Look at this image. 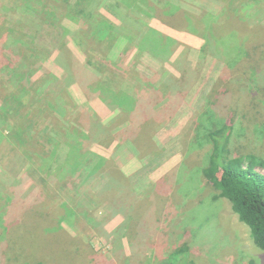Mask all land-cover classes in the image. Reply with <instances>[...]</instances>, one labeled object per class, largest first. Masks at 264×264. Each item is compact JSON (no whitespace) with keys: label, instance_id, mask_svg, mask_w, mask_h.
Instances as JSON below:
<instances>
[{"label":"trees","instance_id":"1","mask_svg":"<svg viewBox=\"0 0 264 264\" xmlns=\"http://www.w3.org/2000/svg\"><path fill=\"white\" fill-rule=\"evenodd\" d=\"M218 1L222 5L225 3L223 9L228 10L224 12L227 15L229 12H238L244 2L259 0ZM180 5L181 2L175 6L174 0H0V42L3 37H7L11 43L19 41L23 44V46L19 45L11 49L8 48L5 41L0 43V56L3 57V60H7L5 64L0 62L3 66L0 71H8V74L4 75L6 80L3 81L7 85L11 84L15 87L14 89L11 88L0 102V150L5 147L7 155L8 152L12 153L19 148L22 153L21 171L15 177H12L13 183H19L18 186L27 183L26 175L31 177V173L38 170V173L44 175V177L31 184V188L35 184H40L42 188L50 187L49 189L65 190L69 188L66 181L74 175L78 181L74 188L78 193L79 191L82 193L89 192V197L90 194H96L98 192L97 187L91 185V182L96 181L107 194L116 193L122 199L133 198L132 203L128 204L130 207L137 205L140 210L144 211L153 207L152 220H160L167 215L178 218L182 213L187 212L193 202L204 201L210 196L214 200L224 199L229 202L232 212L238 216V220L248 227L254 245L264 252V151L260 149L248 150L245 147L246 145H240L237 154L231 157L233 154L231 148L234 147L231 145L230 139L235 132L240 136L242 131V129L235 131V121L239 116H236L235 112L230 110L229 104L226 106L227 111L225 113L222 112L219 106L224 100L237 102L242 99L243 94L238 99H234L230 98L229 91L218 89L220 83L223 84L230 78L222 77L221 82L213 86L200 111L191 117L192 119L186 127L192 135H181L180 144L185 148L184 152L189 153L190 161L193 164L191 168L193 177L188 179L183 191L179 192L178 190L180 185L184 184V181L180 180L179 174L180 166L185 158L182 154L179 158L181 164L163 176L159 184L154 182L151 186L152 192L141 197L134 192L126 174V171L131 170L132 165L119 168L115 163L96 153L97 148L107 150L123 142H130L137 152L134 160L160 154L159 149L153 145L155 142L154 137L161 128L162 123L170 120L165 112L157 114L156 124L161 122L160 127L151 133H147L151 146L142 147L138 143L140 135L142 131L146 130L147 124L150 122L146 104L157 93H160L161 96L152 99L159 100V105L172 102L173 96L176 95L178 102L174 109H177L183 101L184 91L178 84L186 89L188 80L196 77L202 67L198 65V61L190 66L192 69L188 68L182 61L175 66L177 61L174 62L171 59V53L173 57V51L180 47L178 43L169 39L168 35L143 24L141 20L158 19L161 24H165L170 28L175 27L174 23L180 19L185 23V29L195 30L196 24L199 23L198 20L194 19L192 14L183 12ZM134 15L137 16L139 21L136 20ZM199 17L202 20L204 17L205 20H208L207 14H201ZM64 18L71 21L77 27V30L74 32L67 30L62 25ZM214 20L215 17H212L211 22ZM165 21L167 23H164ZM220 23H226V17L214 21L212 27L215 28ZM137 25L142 30L146 29V32L140 33L139 29L136 31ZM133 27L135 31H132ZM255 27L248 23L247 28H237L244 29L245 32L249 29L252 32ZM232 32L233 39L229 40L225 39L229 33L226 34L220 29L214 31L216 36L211 34L204 36L202 40L205 44L201 51L206 59H213L216 56L218 60L220 59L219 55L208 49V37L212 36V38H215L214 40L217 39L213 44L215 47L221 45L229 50V53L238 54L232 57L236 63L240 59V53H237L238 49L243 54L245 53L243 60L245 58L247 61H251L249 57L254 54L255 59L250 63L252 79L257 80L260 73H262L264 79V70L262 69L264 53L258 50V48L264 50V28L261 27V30H258V35L262 39L255 44L249 40L252 37L250 32L243 34V31L241 32L238 29H232ZM69 40L80 55L81 60L77 56L73 58L70 54L66 47ZM225 42L227 43L224 44ZM246 47L249 51L248 58H246ZM142 52L151 54L161 63H169L180 76L176 79L173 75L168 74L170 71L166 70L167 72L164 75L166 74L168 80L159 82L161 84V87H159L155 83L156 81L148 80L142 75L134 73V69H137L136 66L139 64V54H142ZM11 57L16 61V67L14 63L9 61ZM27 57L31 58V60H28L29 62H27ZM60 59L61 62L59 63ZM254 67L255 69H253ZM163 69L165 71V68L161 66V71ZM1 78L3 76H0ZM55 78L58 81L65 80L69 82V80H72L70 89H68L72 97L81 94V97L88 103L93 99L102 108L96 110L94 109L95 104L92 103L91 106H81L77 113L79 117L85 119V124L79 130L83 134L84 140L82 143L86 146L87 153L80 149V143H78V146H73L70 143L69 150L66 151L64 149L68 146H64L63 153H60L59 148L57 151L52 152L50 164L48 165L49 169L46 172L43 169L44 166L41 168L44 163H38L37 157L40 154L45 156L47 153H51L53 146L59 144L62 134L66 132L63 121H72L73 119L69 110H63L61 108L63 105L57 102V97L49 93L50 90L57 88L65 92V89L58 82H55ZM121 78L123 80H120ZM31 80H33V83H31ZM36 80L38 82H35ZM164 82L175 84L176 88L167 91L165 88H168L169 84H164V87L166 85L164 88ZM258 96L259 93L251 102L261 101L256 99ZM24 97H26L25 100ZM258 106L262 107L260 104ZM141 107H143L146 117L139 113L136 121H132L133 116ZM174 109L171 108L170 110ZM149 113L153 114V112ZM239 113L241 115L239 119L244 121L246 112L239 111ZM6 129L9 131L8 134H4ZM74 133L76 134V132ZM91 138L92 141H90ZM202 140L210 142L208 148L202 149L203 158L199 160L191 157L190 150L186 148L187 143L190 144L195 141L200 143ZM146 152H149V154ZM89 156L92 157L88 158ZM2 157L0 162L3 159ZM24 157L29 158L30 164H33L29 168L24 165ZM72 158H74V163L71 162ZM66 166L70 167L66 170ZM53 167L56 169L57 175H65L59 181L53 182L50 180V171ZM134 168L133 170L136 169ZM101 169L102 171L106 170L104 174L100 177L95 176V173ZM198 176L200 179H198ZM193 181L199 183L195 189L191 187ZM86 185H88V188ZM167 185L172 188L169 195L167 193L170 190L166 187ZM161 191L169 197H174L173 200L166 199L168 196L161 197L160 194L157 195V192ZM24 192L26 191L19 190L18 193ZM42 193L43 190L39 188L38 190L33 188L31 191L33 196H40ZM53 194L55 197L56 194L54 192ZM11 195L9 194V198L12 202H9L5 209L7 207L8 209L14 208L12 213L14 218L18 220L26 210V206L33 204L34 200L32 196L28 195L29 204L18 206L22 200L16 203L15 197ZM112 199L114 201V198ZM145 199L149 200L145 202ZM119 200L117 198L113 205L118 204ZM61 204L66 210V204L64 202ZM51 207L54 209L52 220L55 222L58 220V212L54 205ZM51 207L47 211H51ZM147 213L148 211H146V215ZM67 214L73 216V213L69 212ZM89 216L86 215L83 218L90 221ZM4 218L1 219L0 224V232L3 229L5 230L0 233V241L3 239L4 245L0 249V252L3 251L0 254V260H22L27 258L28 254L25 252H19L13 256L6 255L7 250H10L5 248L6 239L4 236L6 225L9 224L3 223ZM126 221H128V217ZM126 221L122 223L123 234L119 235V238L124 235L126 241L133 242L134 245L141 244L142 246H138L137 249L141 255L140 249L146 242L139 237L136 240L135 238H137V233L144 232L146 229L138 231L136 227L134 229V226H132L134 223L131 225L127 224ZM54 222H52L53 225ZM63 223L67 224V220H63L56 227L64 229ZM163 223L166 224V222ZM172 226L174 227L175 223ZM164 229V227L161 228V231ZM174 232L171 230L169 235H175ZM188 232H190V229ZM187 247L188 245L182 244L169 254H165L164 257L166 258L161 264H191L192 260H183V255L189 252ZM160 249L163 250L164 247L162 246ZM73 250L75 255H82L77 248H73ZM37 264H42V262ZM44 264H49V262L44 261Z\"/></svg>","mask_w":264,"mask_h":264},{"label":"rangeland","instance_id":"2","mask_svg":"<svg viewBox=\"0 0 264 264\" xmlns=\"http://www.w3.org/2000/svg\"><path fill=\"white\" fill-rule=\"evenodd\" d=\"M180 2L183 12L185 11L186 13L192 14L194 19L198 20L199 23H195V30L191 29L189 31L185 29V23L180 19L174 23L175 27L170 28L165 24H161L158 19L141 20L143 24H146L162 34L168 35L169 39L175 40L178 43L180 47H178L179 49L176 51H173V57L171 53V59L174 62L177 61L175 66L182 61L188 68L192 69L190 66L198 61V65L202 67L196 77L192 80H188L186 89L181 84H178L184 91L182 95L183 101L177 109H174L178 102V97L176 95L173 96L172 102L159 105V100L152 99L161 96L160 93H157L152 96V100L150 99L146 104L150 122L147 124L146 130L142 131L140 135L138 143H140L142 147L151 146L148 141L149 135L147 133H151L156 128L160 127L161 122L157 123L158 125L156 124L157 114L165 112L170 120L169 122L166 121L162 123L161 128L154 137L155 142L153 145L159 149V157L149 156L150 158H143L141 160L137 158V162V160H134L137 154L136 149L130 142H123L107 150L103 148L96 149L98 155L115 163L119 168L132 165L131 170L129 172L126 171V174L131 178L129 181L132 184L131 186L134 192L141 197L152 192V182H157L159 184L161 178L166 175L165 172L174 170L181 164V160L179 159L181 154L185 158L180 166L179 174L180 180H183L184 184L180 185L178 189L179 192L185 189L188 179L193 177V174H191L193 164L190 161L189 153L184 152L185 148L181 146L180 138L181 135H192L189 133V129H187V124H189L190 119H192L191 117L200 111L203 104H205L213 86L221 82V78L224 76L223 74L221 75L223 70H229L230 80L223 84H219L218 89L229 91L230 98L234 99H238L241 94L243 95L242 99L237 102L224 100L220 103L219 108L225 113L227 111L226 106L229 104L230 110L234 111L236 116L239 117H241L239 111H245V124L249 127V131L247 132L244 121L239 119V117L236 119L235 131L243 129L244 133L238 136V133L235 132L233 137H231V145L234 147L231 148L233 151L231 157L237 154L236 152L240 145H246L245 147H247L248 150L260 149L264 151V103L262 104L264 101V79L262 73L258 74L257 80L252 79L253 75H251L252 68H250V63L254 61L255 55L253 54L249 57L251 61H247L245 58L243 60L245 53L243 54L241 50L238 49L237 53H240V59L236 63L232 57L238 54L229 53V50H226L221 45L215 47L213 44L217 39L214 40L215 38H212V36L215 35L214 31L220 29V31L226 32V34L229 33L225 38L226 40L233 39L232 29H238L241 32L243 31V34L250 32L252 37H250L249 40L252 41L253 44L261 41L262 37L259 36L258 33L262 31L258 32V30H261V27L264 28V0L244 2L238 12H229L227 15L224 14V12L228 10L223 9L225 3L222 5L218 0H174L175 6L180 4ZM201 14H207L208 20H205V17L202 20V18L199 17ZM134 16L136 20H138L137 16ZM212 17H215V22L220 18L226 17V23L217 24V27L213 28L214 21L211 22ZM164 23L167 22L165 21ZM248 23L249 25L256 26L252 32L249 29L245 32L244 29L237 28H247ZM62 25L71 32L77 30V27L66 18L63 19ZM136 27H138L135 28L136 31L139 29L140 33L146 32V29L142 30L138 25ZM135 29L133 27L132 31H135ZM236 33L239 36L238 32ZM209 34L212 36L208 37V49H211V51L213 50L219 55V60L217 56L213 59H206L201 51L205 44L202 39L205 35L209 36ZM4 41L8 45V48L11 49L19 45L23 46L19 41L13 43L9 42L7 37H3L0 43H4ZM70 42L69 40L66 43V47L70 51V54L73 58L77 56V58L81 60L80 55ZM226 43L227 42L224 44ZM258 50L264 53L263 49L258 48ZM246 51V58H248L249 51L247 47ZM145 52L139 54V64L136 66L137 69H134V73L140 74L148 80L156 81L155 83H157L159 87H161L159 82L168 80L166 74L164 75V73L167 72L166 70L170 71L168 74L173 75L176 79L180 76L169 63H161L151 54ZM209 55H211V53H209ZM28 60H31V58L29 57L27 62H29ZM9 61L14 63L15 67L17 66L13 57L9 58ZM0 62H4L5 64L7 60H3V57L0 56ZM60 62L61 59L59 63ZM229 63H233L234 65L226 66ZM161 66L165 68V71L164 69L162 70L164 71L163 73L161 71ZM2 67L3 66L0 64V69ZM253 69H255V67ZM262 69L264 70V64H262ZM53 72L55 73V71ZM6 74H8V71H0V76H3V78L0 79V102L4 99L3 97L9 93L11 88H15L13 85H7L3 81L6 80L4 76ZM55 80L56 83L58 82L59 85L65 89V92L57 88L50 90L49 93L57 97V102L63 105V107H61L63 110H69L73 118L72 121L74 120L75 122L73 123L69 120L63 121L66 132L62 134L60 138V146L57 144V146H53L51 153H47L45 156L40 154V156L37 157L38 163H44L41 168L44 166L43 169L46 172L49 169L48 165L50 164L52 152L55 150L57 151L59 148L60 153H63L64 146H68L64 149L66 151L69 150L70 143L73 146H78V143H80V149L87 153L86 146L82 143L84 140L82 137L83 134L79 130L85 124V119L79 117L77 113L81 106H91L92 103L95 104L94 109L99 110L102 108V106L98 105L93 99L88 103L81 97V94L72 97L68 92L72 80H69V82L65 80L58 81L57 78H55ZM120 80H123V78ZM35 82H38V80ZM31 83H33V80H31ZM164 84L167 85L169 83L164 82L163 87ZM174 88H176L175 84H169V87L165 89L171 91ZM258 93L259 96L256 97V99L261 101L252 103L251 100ZM25 98L26 97H24V100ZM138 100H140V98H138ZM259 104L262 105V107L258 106ZM171 108L174 110H170ZM149 112H153V114ZM139 113L144 115L143 107L133 116L132 121H136ZM144 117L146 116L144 115ZM7 132L9 131L6 129L4 134H8ZM74 132H76V134ZM73 133L75 136L72 135ZM245 135L246 137H244ZM90 141H92V138ZM209 143L206 140H202L200 143L195 141L194 143H187L186 148L190 150L191 157L201 160L203 158L202 149L208 148L210 146ZM146 153L149 154V152ZM21 154L19 148L12 153L8 152L7 155L5 147L0 150V158L3 156L0 162V224L1 219L4 217L3 223L9 224L6 225V233L4 236L6 239L5 248L10 250H7L6 255L13 256L19 252H25L28 256L22 260H0V264H37L39 262L44 264V261H48L49 264H129L123 260L126 249H131V252H128V254L138 259L137 261L131 262V264H161L166 258L164 257L165 254H169L182 244L188 245L187 248L189 250L186 255H183V260H192V262H190L191 264H264V252L257 246H254L247 228L242 225L243 223L241 224V222H238V216L233 213L238 221L235 219L236 217L231 213V205L226 200L210 201V198H206L201 202H193L189 209H187V212L185 214L182 213L178 218H175L176 216L172 217L171 215H167L166 217L163 216L160 220H152L151 213L153 207L145 209V211L140 210L137 205L130 207L128 204L132 203L131 200H133V198L122 199L116 193L107 194L96 181L91 182V185L96 186L98 189L96 194H90L89 197V192L82 193L79 191L78 193L74 188L78 183L74 175L72 178L69 177L66 181L69 188L65 190L49 189L50 187L42 188L40 184H35L34 187L31 188V184L44 177V175L38 173V170L31 173V177H27L26 175L27 183L18 186L19 183H13L12 177H15L21 171V163L23 162ZM71 157H73V155H71ZM90 157L92 156L88 158ZM73 161L74 158L71 159L72 163H74ZM91 161L93 160L91 159ZM30 163L31 161L29 158L24 157V165L27 168L33 165ZM140 164H142V166L136 169V171H139L134 173V165L136 168ZM66 167L67 170L70 166ZM105 171L101 169L95 173V176L100 177ZM50 174V180L53 182L59 181L65 176L57 175L54 167L50 171ZM198 179H200L199 176ZM20 180L22 179L20 178ZM198 184V181H193L191 187L195 189ZM86 186L88 188V185ZM166 187L170 190L167 194H171L172 188L170 185ZM33 188H37V190L39 188L43 190V193L40 196H33L31 195ZM19 190H24L26 192L18 193ZM52 190L56 194L55 197ZM9 194L15 197L14 200L16 203L22 200L21 204L18 206L29 204L30 201L27 200L28 195L32 196L34 200L33 204L26 206V210L18 220L14 218L12 213L14 208L8 209L7 207L5 209V206L9 202H12V200L10 201ZM159 194L161 197L168 196L163 193V191L157 192V195ZM112 198H114V201L117 198L120 199L119 203L113 205L114 201ZM173 198L174 197L168 196L166 199L173 200ZM148 200L149 199H145V202ZM62 202L66 204L67 211L64 209L65 207L63 204H61ZM53 205L58 212V220L55 222L52 220L54 209L51 206ZM50 207L52 210L47 211ZM146 211H148L147 215ZM69 212L73 213L72 217L67 214ZM86 215H90V221L83 218ZM127 217L128 221H126ZM163 218L164 220L162 221ZM65 219L67 220V224L63 223L64 229H60L58 226L56 227L57 224ZM125 221L128 223L132 222V224L134 223L131 225L134 226V229L136 227L138 231L146 229L144 232L137 233V238H135L136 240L139 237L146 242L141 248L142 250L140 249L141 255L137 251L138 246H142L141 244L134 245V243H132L131 245L129 243L128 247L131 246L126 248L127 245L124 244L125 240H123L124 235L122 238H119V235L121 236V234H123V229L121 227L122 223ZM52 222H54V225ZM163 222H166V224ZM173 223H175L174 227L172 226ZM163 227L165 229L161 231ZM169 228L175 231L174 233L178 234L169 235L171 231ZM189 229L190 232H188ZM4 231L3 229L0 233ZM162 246L164 247L163 250L160 249ZM3 247L2 239L0 241V249ZM73 248H77L78 252H81L82 255H75ZM2 253L3 251L0 252V254Z\"/></svg>","mask_w":264,"mask_h":264},{"label":"clouds","instance_id":"3","mask_svg":"<svg viewBox=\"0 0 264 264\" xmlns=\"http://www.w3.org/2000/svg\"><path fill=\"white\" fill-rule=\"evenodd\" d=\"M221 65H225V64H221ZM231 65V63H229L228 65H226V66H230ZM224 75L223 77H225V78H230V72H229V70H223L222 72H221V75ZM228 80H226L225 82H227ZM221 84V83H220ZM245 120H246V118H245ZM245 120H244V124H245ZM246 125V127H247V132L249 131V127L247 126V124H245ZM244 133V130L242 129V131H241V135ZM247 134V133H246ZM244 137H246V135L244 136ZM158 157H159V155H158ZM147 158H150V157H146V159ZM180 158V157H179ZM137 160V159H136ZM142 166V164H140L139 166H137L136 167V169H138V168H140ZM134 167H135V165H134ZM136 169L134 170V173H136V172H138V171H136ZM168 172H170V170H168L167 172H165L166 174L168 173ZM128 177V176H127ZM131 178L130 177H128V180H130ZM154 182H152V184H153ZM133 188V187H132ZM210 198V201H217V200H224V199H217V200H214L213 198H212V196H210L209 197ZM231 213H232V215H234L233 214V212H232V209H231ZM235 216V215H234ZM236 217V216H235ZM236 220H237V217L235 218ZM238 221V220H237ZM238 222H240V221H238ZM127 224H132V222H129V223H127ZM242 224V223H241ZM243 226H245L244 224H242ZM246 228H247V230H248V232H249V229H248V227L247 226H245ZM250 235V234H249ZM123 240H125V239H123ZM125 242L126 243H133V242H128V241H126L125 240ZM132 245V244H131ZM130 245V246H131ZM129 246V247H130ZM255 246V245H254ZM128 247V245H127V247L126 248H129ZM128 252L129 251H125V256H124V258H123V260H125L126 261V263H129V264H131V262H133V261H137L138 259H135V258H133V257H131V255L130 254H128Z\"/></svg>","mask_w":264,"mask_h":264},{"label":"crops","instance_id":"4","mask_svg":"<svg viewBox=\"0 0 264 264\" xmlns=\"http://www.w3.org/2000/svg\"><path fill=\"white\" fill-rule=\"evenodd\" d=\"M124 244L128 245L129 243L124 242ZM130 244H132V243H130ZM130 250H131V249H126L125 251H129V252H131Z\"/></svg>","mask_w":264,"mask_h":264}]
</instances>
